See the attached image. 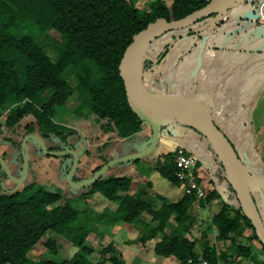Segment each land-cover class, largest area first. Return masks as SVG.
<instances>
[{
    "label": "trees",
    "instance_id": "trees-1",
    "mask_svg": "<svg viewBox=\"0 0 264 264\" xmlns=\"http://www.w3.org/2000/svg\"><path fill=\"white\" fill-rule=\"evenodd\" d=\"M209 1L153 0L148 8H139L135 0H0V116L6 105L12 106L6 120L9 127L13 128L24 118L34 117L37 123L27 124L25 133H38L52 142L47 144L48 149L72 147L80 155L77 145L82 142L81 133L54 120L56 108L67 104L75 95L79 102L75 110L79 116L94 117V125L88 130V138L94 143L83 153L98 156L103 164L108 162L117 156L100 151L107 152L110 145L116 144L115 139L126 140L149 126L130 107L119 72L120 60L133 36L160 17L182 18ZM215 16L204 20L210 21ZM193 25L187 28L189 34L201 32V27ZM170 45L162 49L156 60L144 61L143 74L162 61ZM48 47H52V52ZM72 75L76 78L75 85L69 81ZM143 81L146 85L144 77ZM65 132L78 134L74 143H70L73 140L69 141ZM54 138L65 141L56 143ZM68 156L72 157L71 154L59 157ZM175 156L176 149L163 153L160 174L179 186L183 181L177 176ZM34 176L27 182L28 177L25 178L21 190L5 187L0 181V264H98L89 257L94 249L87 238L98 223L113 225L116 222L143 225L145 232L139 238L143 243L163 233L153 248L158 256L174 257L175 264L198 262L199 239L188 237L192 236L195 226L192 207L197 200L191 188H187L179 201H167L161 194L146 199L144 188H133L132 178L101 175L87 185L90 188L87 195L91 197L99 191L110 201L117 202V207L81 210L59 189L39 184ZM2 177L8 178L3 169L0 179ZM84 178L86 176L76 177V173L73 176L74 181ZM60 199H65V203L55 204ZM218 199L221 194L217 189H206L200 201L211 203ZM238 204L234 215H230L229 204L225 202L213 216L212 222L219 230L217 238L229 244L220 251L215 244L204 241L202 258L207 264L221 261L239 264V255L250 258L254 264H264V247L239 201ZM142 212L151 215L150 221L141 216ZM172 218L175 226L167 232ZM244 239L249 244L259 242L261 248L254 252L252 245L243 243ZM62 243L77 247V251L69 257L61 256ZM39 245L53 253L52 259L31 256V251ZM113 248L111 244L102 253ZM109 260L111 264H125L121 256L113 255Z\"/></svg>",
    "mask_w": 264,
    "mask_h": 264
},
{
    "label": "crops",
    "instance_id": "crops-1",
    "mask_svg": "<svg viewBox=\"0 0 264 264\" xmlns=\"http://www.w3.org/2000/svg\"><path fill=\"white\" fill-rule=\"evenodd\" d=\"M261 5L264 15V0L253 4L240 0L228 8L215 26L209 25L199 33L184 34L176 39L173 38L180 32L174 30L159 51L149 52L151 59L156 60L162 49L171 44L162 61L142 74L151 91L161 88L164 96L194 106L221 130L227 128L230 141L252 174L250 187L264 222V24L259 18ZM207 23L203 20L195 27ZM149 129L147 126L141 131L149 133ZM137 145L139 143L129 149L115 148L112 154L121 156L141 150L148 145V140ZM179 147L196 156L195 172L205 189H217L220 200L223 190L231 196L225 171L211 172L209 166L215 160L211 154L207 158L210 150L207 138L193 126L171 118L163 124L153 153L163 154ZM98 160L102 161L93 159ZM169 258L176 263V258Z\"/></svg>",
    "mask_w": 264,
    "mask_h": 264
},
{
    "label": "rangeland",
    "instance_id": "rangeland-1",
    "mask_svg": "<svg viewBox=\"0 0 264 264\" xmlns=\"http://www.w3.org/2000/svg\"><path fill=\"white\" fill-rule=\"evenodd\" d=\"M135 1L139 8H148L153 0ZM167 1L171 2V0ZM195 25H193L192 27H195ZM187 28L178 29L176 32H184L187 30ZM170 32H166L164 35L156 38L152 42L151 47H149L147 50V54L149 56L150 51L156 53L157 51H159L163 43L166 44L169 41L170 35L174 34V30ZM48 49L49 52H52V47H48ZM153 56H155V54ZM69 81L73 85L76 84V78L73 75L69 77ZM153 91L157 94L164 95V91L161 88ZM78 103L79 102L74 95L71 99L68 100L67 104L56 108L54 120L62 125H66L68 128H75L81 133L82 142L81 144H79L78 142L77 145L80 151L79 162H81V164L79 170L76 171V177H90L95 173V168L102 165L103 162L100 160H98V162L93 161V159H100L96 155L92 154L90 158L89 155L83 153L85 148L94 143L92 139L88 138V130L94 125V117L90 114L87 118L80 117L75 110V107L78 105ZM11 109L12 106L6 105L3 108L2 115L0 116V156L5 160L11 170V173L14 176L20 177L22 175L24 167V157L27 151L25 147L27 145L28 153L31 157V169L30 172H28V178L26 179V182L33 178V176L35 175V180L39 184L48 185L53 190L59 189L62 194L67 197L72 205L80 208L81 210L91 209L102 211L106 207L110 209H115L117 207V202L110 201L99 191H97L98 193L95 192L91 197H89L87 195L88 192H90V188L88 186L74 187L66 180V173L71 168L73 157H59L45 154L41 150L37 140L32 138L28 139L26 145H24L23 138H25L28 134L39 135L38 133H25L24 127L27 124L35 125L37 121L34 117H27L22 119L20 123L17 124L18 126L16 125L11 128L6 121L11 112ZM93 130L95 131L96 129L93 128ZM97 131L100 132L98 129ZM222 131H224L226 136H228L229 138L230 133L228 132L227 128H223ZM65 133L66 135H68L67 138L69 139V141L73 140L70 141V143H74V139H77L78 134H67V132ZM151 135L152 130L150 128L149 133L141 131L127 140L115 139L116 141L114 142H116V144L110 145L107 149V152L106 150H104L102 152L100 151L99 153L103 154L105 152V154L108 153L109 155H111L115 148L129 149L132 148L136 143H139L140 145L142 141H145L146 143V141L148 140L150 142ZM43 140L46 145L52 143L48 142L46 139ZM63 141L65 140H59L58 138H54L53 140V142L60 144H62ZM99 143L100 142H96V144ZM155 152H151L150 154L142 158L132 160L130 162H121L115 164L107 172L103 173L102 176L107 177L109 175H124L132 178L133 188H144V197L146 199H150V196L154 197L157 194H161L167 199V201H179L185 194L188 188V183L182 182L181 185L178 186L177 184L161 176L160 167L163 164L164 157L162 153L157 154ZM81 153L83 154L81 155ZM208 154L209 155L207 156V158H210L211 154L212 156H214L212 158H214L215 160V162H212L210 166L208 165L211 169V172L215 174L218 169L223 172L224 169L220 161L217 159L216 152L211 145ZM3 155H5V157ZM1 169H3V166L0 163V172ZM0 181L3 186L12 189L16 187V189L21 190L25 186L24 182L17 185V182L13 181L10 178L2 177ZM200 186L203 188V194L197 197L195 203L198 204L194 203V206L192 207V212L195 215V226L193 229V234L192 236H187L190 239L195 237L199 239L196 245V251L199 256L202 257L204 241H209L211 245L215 244L220 251L225 250V248L229 244V241H223L217 238L219 230L218 227L212 222V216L216 214L215 211L220 210L222 205L227 202L230 208V215H234L239 204L236 195L232 191H230L231 196L228 197V195L226 194L227 192H224V190L222 193V200L218 199L211 203H202L200 201V198L201 196L205 195L206 187L203 186L202 183L200 184ZM62 203H65V199H60L55 204ZM158 205H160V202H158ZM141 216L147 221H150L151 219V215L147 212H142ZM154 224L157 223L154 222ZM174 226L175 221L172 218L170 220V223L166 227V231L169 232L172 228H174ZM203 231H205V234H202ZM144 232L145 227L138 223L128 224L116 222L113 225H103L101 223H98L96 228L90 233L87 238V243L94 249L93 253L89 255V257L92 260L98 262V264H111L109 258L113 255L121 256L125 261V264H173V261L170 258H163L162 256H158L153 251L155 242L162 237L163 233L159 234L154 239L143 243L139 241V238ZM248 242L249 241L246 239L243 240V243L245 244H249ZM111 244L114 246L113 250L108 251L107 253H102V251ZM249 245H252L251 248L254 252L259 251V248H261L259 242L254 241ZM76 251L77 247L66 243H62L59 247V253L64 257L72 256ZM31 256L36 259H52L53 253H51L46 247L39 245L31 251ZM237 261H239V264H254V262L250 258H246L242 255H239L237 257ZM219 264L224 263L221 261Z\"/></svg>",
    "mask_w": 264,
    "mask_h": 264
},
{
    "label": "water",
    "instance_id": "water-1",
    "mask_svg": "<svg viewBox=\"0 0 264 264\" xmlns=\"http://www.w3.org/2000/svg\"><path fill=\"white\" fill-rule=\"evenodd\" d=\"M238 1L240 0H210L206 5L188 13L182 18L169 20L165 17H160L149 23L144 29L140 30L133 36L132 42L125 49L120 60L119 72L125 85L130 107L138 115L143 117L152 129L150 142L145 148L114 157L104 163L92 176L86 177L82 181H74L73 176L78 169L80 161L77 149L72 147H66L61 150L48 149L43 138L37 134H28L23 138V144L26 145L27 140L32 138L37 140L41 150L45 154L51 156L71 154L73 162L70 170L66 174V180L74 187H82L94 183L103 173L115 164L130 162L153 152L158 145L163 124L168 119L177 118L199 130L210 142L225 171L228 183L235 191L242 211L255 227L258 239L264 247V222L250 187L252 174L242 162L233 143L221 128L208 115L199 109L182 100L157 94L147 88L143 81L142 74L144 61L146 59H151L147 54V50L156 38L162 36L168 31L187 28L194 23L216 14V16L208 21L205 26L199 28V31H202L209 25H213L228 10V8ZM188 33V30L181 32L176 38ZM25 148L27 151L24 157L23 172L20 177H16L11 173L7 163L0 156V163L2 164L7 177L17 183L23 182L29 172L30 155L28 153L27 145Z\"/></svg>",
    "mask_w": 264,
    "mask_h": 264
},
{
    "label": "built area",
    "instance_id": "built-area-1",
    "mask_svg": "<svg viewBox=\"0 0 264 264\" xmlns=\"http://www.w3.org/2000/svg\"><path fill=\"white\" fill-rule=\"evenodd\" d=\"M247 1L249 3L255 2V0H247ZM259 14H260L259 16L260 21L264 24L262 5L260 6ZM175 162L178 168L177 176L179 177V179L183 182L188 183L187 184L188 187L195 192L197 197L199 195H202L203 188L200 186V183L197 181L196 172H195L196 156L188 152L183 147H179L176 149ZM195 264H207V261L202 257H199L198 262Z\"/></svg>",
    "mask_w": 264,
    "mask_h": 264
},
{
    "label": "bare ground",
    "instance_id": "bare-ground-1",
    "mask_svg": "<svg viewBox=\"0 0 264 264\" xmlns=\"http://www.w3.org/2000/svg\"><path fill=\"white\" fill-rule=\"evenodd\" d=\"M181 121V120H180Z\"/></svg>",
    "mask_w": 264,
    "mask_h": 264
}]
</instances>
